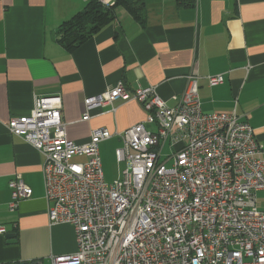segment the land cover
<instances>
[{
	"label": "built area",
	"instance_id": "1",
	"mask_svg": "<svg viewBox=\"0 0 264 264\" xmlns=\"http://www.w3.org/2000/svg\"><path fill=\"white\" fill-rule=\"evenodd\" d=\"M198 78L195 62L173 106L155 85L129 90L122 80L84 100L82 120L95 100H134L145 111L144 120L116 132V162L126 165L111 182L99 143L112 133L102 126L86 142L69 139L59 95H34L28 114L7 121L10 134L43 156L49 224L74 230L76 250L51 257L52 264H264V200L259 207L256 198L264 193L261 145L235 110L201 108ZM207 79L215 85L223 75ZM166 143L171 154L161 159ZM9 186L13 212L32 189L19 175Z\"/></svg>",
	"mask_w": 264,
	"mask_h": 264
},
{
	"label": "crops",
	"instance_id": "2",
	"mask_svg": "<svg viewBox=\"0 0 264 264\" xmlns=\"http://www.w3.org/2000/svg\"><path fill=\"white\" fill-rule=\"evenodd\" d=\"M86 1L0 0V224L16 234L11 243L0 234V264H52L51 257L76 250L73 227L48 222L43 156L6 128L11 117L29 113L34 95L61 97L69 139L86 142L103 126L112 136L99 146L110 143L115 151L122 144L116 132L144 120L141 104L95 100L82 120L84 100L122 80L129 90L155 85L173 106L172 95L183 91L196 62L201 108L242 115L264 160V0H145L142 22L116 7L109 24L68 52L57 42L58 25ZM217 74L223 81L210 85L207 76ZM16 175L32 195L10 212L9 182ZM256 198L261 207L263 191Z\"/></svg>",
	"mask_w": 264,
	"mask_h": 264
},
{
	"label": "trees",
	"instance_id": "3",
	"mask_svg": "<svg viewBox=\"0 0 264 264\" xmlns=\"http://www.w3.org/2000/svg\"><path fill=\"white\" fill-rule=\"evenodd\" d=\"M116 7L125 9L135 20L143 21L145 0H112L108 5L99 0H87L82 9L60 22L57 42L66 51H75L115 18Z\"/></svg>",
	"mask_w": 264,
	"mask_h": 264
},
{
	"label": "rangeland",
	"instance_id": "4",
	"mask_svg": "<svg viewBox=\"0 0 264 264\" xmlns=\"http://www.w3.org/2000/svg\"><path fill=\"white\" fill-rule=\"evenodd\" d=\"M168 154H171V148L169 144L166 143L161 150V159H164ZM99 155L101 159V167L104 175V180L106 182H111L116 178L117 175V163L114 154V147L110 143L100 144ZM74 160H82L81 157H76ZM171 161L167 162L166 165L169 166ZM126 163H122L121 167H124ZM5 226V225H4ZM6 227V226H5ZM7 229V227H6Z\"/></svg>",
	"mask_w": 264,
	"mask_h": 264
},
{
	"label": "water",
	"instance_id": "5",
	"mask_svg": "<svg viewBox=\"0 0 264 264\" xmlns=\"http://www.w3.org/2000/svg\"><path fill=\"white\" fill-rule=\"evenodd\" d=\"M15 233L13 232H6L5 233V237L7 238V242H15ZM15 264H42V262L40 260H33V261H19Z\"/></svg>",
	"mask_w": 264,
	"mask_h": 264
}]
</instances>
